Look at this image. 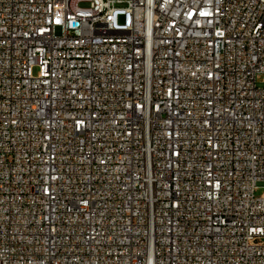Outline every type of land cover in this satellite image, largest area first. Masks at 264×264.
I'll return each instance as SVG.
<instances>
[{"label":"built area","instance_id":"built-area-1","mask_svg":"<svg viewBox=\"0 0 264 264\" xmlns=\"http://www.w3.org/2000/svg\"><path fill=\"white\" fill-rule=\"evenodd\" d=\"M0 264H264V0H0Z\"/></svg>","mask_w":264,"mask_h":264},{"label":"rangeland","instance_id":"rangeland-1","mask_svg":"<svg viewBox=\"0 0 264 264\" xmlns=\"http://www.w3.org/2000/svg\"><path fill=\"white\" fill-rule=\"evenodd\" d=\"M82 6H83V5H82ZM36 73H37V69H36V68H34V69H33V74H34V75H36ZM259 193H260V191H259V192H257V194H259Z\"/></svg>","mask_w":264,"mask_h":264}]
</instances>
